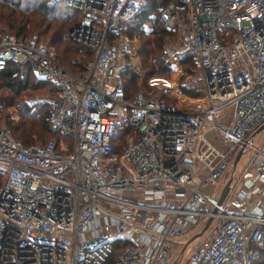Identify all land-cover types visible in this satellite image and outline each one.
<instances>
[{"label": "built area", "instance_id": "1", "mask_svg": "<svg viewBox=\"0 0 264 264\" xmlns=\"http://www.w3.org/2000/svg\"><path fill=\"white\" fill-rule=\"evenodd\" d=\"M50 2L78 13L69 35L92 59L74 73L36 36L0 35V72L13 64L56 91L43 143L0 125V264H171L209 218L175 262L264 257V154L251 138L264 124V0L157 6L138 27L157 18L179 50L167 76L133 92L139 47L124 30L139 0ZM184 54L199 69L195 95L178 84ZM239 150L252 155L217 204Z\"/></svg>", "mask_w": 264, "mask_h": 264}, {"label": "rangeland", "instance_id": "2", "mask_svg": "<svg viewBox=\"0 0 264 264\" xmlns=\"http://www.w3.org/2000/svg\"><path fill=\"white\" fill-rule=\"evenodd\" d=\"M38 2V1H37ZM1 3V2H0ZM33 4V2H32ZM62 8L63 4L58 3ZM139 4L142 8H147L149 6V1L139 0ZM8 5V3H7ZM11 5H9L10 7ZM56 3H51L50 0H40L38 5L36 2L33 7L27 11L28 14H32L31 21L36 25L38 22L42 23L41 28L49 25V29L45 30L41 36L39 32L30 27V24H27L29 36H36L42 43L51 47L55 54L56 60L60 63L65 57L67 59L73 58L79 60V62L84 63L88 58L85 64L92 59V53L86 55L83 51L84 45L75 43L71 40L69 35V30L75 25L78 21V13L73 12V17H67L64 19V16L61 15L62 8L57 6ZM0 9V12L5 16L8 15L12 6L9 8ZM55 8L50 15L48 11L46 14L40 15L41 8ZM156 7H154L150 12H147L146 15H149ZM20 11V9H17ZM0 13V14H1ZM7 13V14H6ZM69 13H72L69 11ZM146 15L144 18H146ZM52 18H51V17ZM134 22L126 24L125 32L133 35L138 45V57L140 62V72H135L132 69L127 71L128 76L134 75L129 82L131 91L133 92L136 88L141 86L144 83V79L147 76H160L168 75L170 73V67L168 65V60L170 55L175 51L179 50L177 45V38L167 32L159 33L163 26L157 20V18L149 19L144 22L141 27H133ZM40 27V26H39ZM41 30V29H40ZM11 33L14 34L11 30L6 28L5 20L0 19V35ZM38 36V37H37ZM78 49L74 54L70 52L69 48ZM186 54H184L185 56ZM62 65V63H61ZM66 67L65 65H63ZM67 68V67H66ZM68 69V68H67ZM181 74L179 75L178 84L184 88H188L192 92L198 86L199 78V69L195 62L190 58V61L187 64L180 63ZM70 70V69H69ZM72 71V70H70ZM74 73H78L72 71ZM49 90L46 88L42 80L34 77L30 82H27L26 87L21 90L19 93H14L12 90H9L3 86H0V125L7 126L12 131L14 126L19 125L22 120L27 124H34V131L30 133V141H36L37 143H43L49 139L51 134L42 131L39 126H36L37 116L41 115L44 110L47 109L45 99L49 96ZM28 126V125H26ZM18 138V137H17ZM21 139V138H20ZM23 140V139H22ZM264 144V131L258 132L252 140L253 147H259ZM247 153L241 155V158L236 165L235 175H238L241 172L243 163L247 158ZM232 169L230 168L226 173V178L221 180V184L228 182ZM213 223V222H212ZM212 225V224H211ZM209 233V229L205 230L199 238L191 241L190 244L186 246L184 251L180 253L182 245H175L172 249L171 259L172 262L180 258V262L185 260L189 252L197 245V243ZM187 239H181L182 243ZM264 261V257H260L255 260L254 264H261Z\"/></svg>", "mask_w": 264, "mask_h": 264}, {"label": "trees", "instance_id": "3", "mask_svg": "<svg viewBox=\"0 0 264 264\" xmlns=\"http://www.w3.org/2000/svg\"><path fill=\"white\" fill-rule=\"evenodd\" d=\"M37 1L40 2V0H0V2H1L0 3V9L7 8V7H9V5L12 6L8 15L4 16L0 12L1 13L0 19L5 20L6 28L11 30L17 37H20V38L30 37L29 34H27V32H28L27 24H30L31 28H34V30L39 32L40 36H41V34H43V32L45 30L49 29V25H46V26H44V28H41L42 23H40V22H38L36 25H34V22L31 21V17H32L31 15L32 14L27 13V11L33 7L35 2L38 5ZM147 1H149V6H147V8L141 7L142 11H141L139 18L134 22L135 23L133 26L134 28L139 26L140 22L144 19L147 12H150L154 7H157V6L167 2L168 0H147ZM32 2H33V4H32ZM7 3H8V5H7ZM56 4H57V6H60L58 3H56ZM57 6H55V7H57ZM17 9H20V11ZM54 9H55L54 7L49 8V9L46 8V10H48L49 12L51 11L50 15L53 14L52 12L54 11ZM46 10L42 7L39 14L40 15H42L44 13L46 14L48 12ZM69 11L70 10H68L67 8H65L63 6L62 11H61L62 13H60V14L64 16V19L67 17H73V15H72L73 11H72V13H69ZM74 26L75 25H73V27ZM157 32L167 34V31L164 28H161ZM69 50H70V52H72L74 54H77L76 52L78 51V49H75L72 47H70ZM83 51H85V54L87 56L90 55V49L89 48L84 47ZM190 58H191L190 55L186 54L184 56V58L181 60L183 65L187 64V62L190 61ZM87 60H88V58L84 61V63H81V62H79L78 59L77 60H75L73 58L67 59L65 57L64 59H62L60 61V64L62 63V65H65L68 69L80 73L84 70L85 62ZM15 72H18V68L13 64L8 65L7 68L3 72H0V86H3L9 90H12L14 93H19L21 90H23L26 87L27 82H30V78L31 79L33 78V74L28 71V72H26V74L24 76L19 77V75H17V76L14 75ZM133 77H134V75L132 74L131 78H133ZM43 83L45 84L46 88H48V90L50 92L49 96L50 95L51 96L56 95V91L53 88H51L45 81H43ZM184 91L189 95H195V92H192L189 89H186ZM50 114H51L50 109L47 106V109L44 110V112L41 115L37 116L36 126H39V128L42 131L47 132V133L51 134V136H52V132L50 129ZM23 121L24 120H22V122L19 125L14 126V128L12 130L13 136L16 139H19L20 141H22L24 144L36 142V141H30V139H29V136H30L29 134L32 133V131H34V129H33L34 124L33 123L27 124ZM26 125H28V126H26ZM120 134L117 135V138H119ZM261 264H264V261Z\"/></svg>", "mask_w": 264, "mask_h": 264}, {"label": "water", "instance_id": "4", "mask_svg": "<svg viewBox=\"0 0 264 264\" xmlns=\"http://www.w3.org/2000/svg\"><path fill=\"white\" fill-rule=\"evenodd\" d=\"M260 131H264V124H263L262 126H260V127H259V128L253 133V134H252L251 138L253 139V137H254L258 132H260ZM241 155H242V150H239V151L236 153V155H235V157H234V160H233V162H232V170H234V168L236 167V164H237V162H238V160H239V158H240ZM229 183H230V180H228V182H227V183L224 185V187L222 188L221 193H220V195H219V198H218V200H217V204H220V203L223 201V199L225 198V196H226V194H227V192H228V189H229ZM209 222H210V218L205 222L204 227L202 228V230H201L198 234L195 235V237L200 236V235L204 232V230L207 228ZM171 264H178V263L174 261V262H172Z\"/></svg>", "mask_w": 264, "mask_h": 264}, {"label": "crops", "instance_id": "5", "mask_svg": "<svg viewBox=\"0 0 264 264\" xmlns=\"http://www.w3.org/2000/svg\"><path fill=\"white\" fill-rule=\"evenodd\" d=\"M64 6V5H63ZM66 8V7H65ZM68 9V8H67ZM68 10H70V9H68ZM71 12H72V10H70ZM66 68V67H65ZM69 70V69H68ZM254 149H256V150H258V151H260V152H262L263 154H264V144H262V145H260L259 147H253ZM246 153V152H245ZM252 155V152H248L247 153V158H246V160L244 161V163H243V167H244V165H245V163L247 162V160H248V158L250 157ZM240 158H241V156H240ZM240 158H239V160H240ZM239 160H238V162H239ZM238 162H237V164H238ZM242 167V168H243ZM236 169V168H235ZM242 170V169H241Z\"/></svg>", "mask_w": 264, "mask_h": 264}]
</instances>
